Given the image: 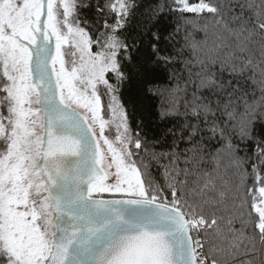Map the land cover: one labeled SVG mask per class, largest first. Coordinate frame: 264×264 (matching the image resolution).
I'll return each mask as SVG.
<instances>
[{
	"label": "snow or ice",
	"instance_id": "6c2138e0",
	"mask_svg": "<svg viewBox=\"0 0 264 264\" xmlns=\"http://www.w3.org/2000/svg\"><path fill=\"white\" fill-rule=\"evenodd\" d=\"M0 264H264V0H0Z\"/></svg>",
	"mask_w": 264,
	"mask_h": 264
}]
</instances>
